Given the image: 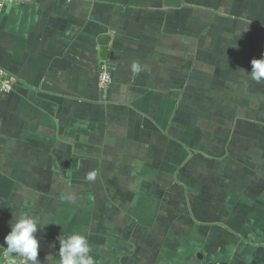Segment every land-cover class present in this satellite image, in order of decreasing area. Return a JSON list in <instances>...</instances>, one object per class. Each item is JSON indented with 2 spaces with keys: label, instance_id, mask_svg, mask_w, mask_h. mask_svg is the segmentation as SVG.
I'll use <instances>...</instances> for the list:
<instances>
[{
  "label": "crops",
  "instance_id": "0c3cea01",
  "mask_svg": "<svg viewBox=\"0 0 264 264\" xmlns=\"http://www.w3.org/2000/svg\"><path fill=\"white\" fill-rule=\"evenodd\" d=\"M194 1L23 0L0 7V69L16 82L13 90H0V244L9 223L26 211L42 227L48 224L37 232L42 264H47V254L58 252L57 237L73 232L87 237L95 264L105 263L106 253L109 264H264V193L254 195L252 203H241L239 196L229 202L227 197L246 185L224 191L219 176L208 171L189 185L181 178L185 170L172 168L174 164L170 170L160 167L175 156L171 149L189 151L194 164L199 147L207 154L214 143L220 153L235 145L186 137L198 115L225 111L211 100L202 105L203 97L264 100V80L256 82L248 74L251 60L264 55V26H252L248 42L243 25L236 44L228 43V53L235 57L221 61L214 58L213 48L203 46L200 38L210 27L209 17H198L197 9L187 6ZM103 33L111 36L107 64L113 83L99 90L98 36ZM197 59L208 70H197ZM230 66L232 73H225ZM222 74L224 84L213 86ZM185 75L193 90L198 76L212 86L202 84V111L194 103L180 112L175 91L185 89ZM231 79L234 85L225 81ZM260 114L259 108L252 112L255 119ZM206 118L200 123L206 124ZM238 151L241 161L258 160L250 146L247 154L243 148ZM190 172L188 178L193 177ZM92 173L94 178L88 179ZM129 176L138 183L129 206L137 218L128 221L135 237L129 238V230L120 238L126 248L134 242L120 260L110 242L102 250L96 229L118 222L116 213L109 209L106 215L101 203L117 200L116 183L130 185ZM257 179L261 191L264 176ZM245 191L255 194L250 186ZM89 195L91 200L85 201ZM2 252L0 264H5Z\"/></svg>",
  "mask_w": 264,
  "mask_h": 264
},
{
  "label": "rangeland",
  "instance_id": "374dc122",
  "mask_svg": "<svg viewBox=\"0 0 264 264\" xmlns=\"http://www.w3.org/2000/svg\"><path fill=\"white\" fill-rule=\"evenodd\" d=\"M254 5H257L256 8H254ZM187 6H192L194 7V9L196 8L198 17L202 16L203 14H208L209 17L211 16V13H209V11L216 10V16H214V22L215 20H217L218 16H220L221 25H223L224 27L231 26L235 28L233 34L236 35H237V31L241 30L243 25H246V22L247 24H252L255 27L264 26V0H195L194 2H191L190 5ZM251 33H252L251 29L245 33L246 36H249V38L247 39L248 42H251L250 41ZM218 34L219 33L216 32H214L213 35L207 34L204 40L207 41L208 39L206 37H210L209 35H211V37L214 36L218 38L220 37V35ZM202 43L204 44V42ZM217 44L220 47H222L223 45L224 49L228 48L227 51H230L232 49V47L227 42L218 41ZM224 55L225 58L223 59L225 61H232V58L235 57V54L234 56H232L228 52ZM232 71L233 69L230 66L228 71H225V73H232ZM197 81H199L198 89H197L198 91L188 87L190 82L188 79V75H185L183 77V81L181 84L185 86V89L184 88L176 89L175 91L176 101L178 103L182 104L190 99H191L190 102L192 101L200 102L202 100V92L200 91V89H202V84L206 83L208 79L202 80L200 78ZM225 81L229 82L230 85H234L233 79L225 80ZM191 82H192V77H191ZM207 85L209 86V82H207ZM208 86L205 88H209V87L212 88V86L209 87ZM190 89H192V91ZM215 92H217V88ZM211 95L212 94H208V97ZM218 95L220 96V94ZM218 95H215V98L212 97L209 98L214 104H216V102L220 103L221 107L225 111L227 109L224 108L223 105H226L228 107L229 112L224 111L221 113L222 115L221 117H223L225 120H221L220 119L221 117L215 118L214 114L212 113L213 117L209 118L207 122L203 121L204 123L210 125L208 126L207 129L212 132H208L203 127V125L202 126L200 125V120L198 119L199 122H197L195 129L190 133L187 132L186 137H188L190 134V140H192L193 138L194 139L193 141L204 142L206 139H208V136H210V141H229V142L231 141L230 144L235 143V145L231 149H228L225 152L220 153V149H218L217 145L214 143L212 145V151L210 152V147H211L210 146L209 149L206 151L207 154L202 153L201 150L202 147H199L196 149L197 160L193 161L194 164L192 163V160L194 159V155L189 154V151L183 152L181 151V149H177V148L171 149L174 151L175 156H171L170 159L167 160V164L166 165L161 164L160 167L161 169H164V167L167 166L165 168L170 170L168 167H171L174 164V167L172 168L176 167L179 170H185V173L184 175L183 174L181 175V178L182 180L189 181L188 183L189 185H193L195 176L203 175L204 172L208 171V172H213L215 173V175L219 176L217 179L218 181H221L222 186H224L223 188L224 191L225 189L228 190V188L232 190L233 187L236 188L239 185H244V186L246 185L244 189L247 190L249 189L250 186L251 191H254L255 194L249 193L248 191L245 190L243 191L241 190L239 193L233 191V193L229 195L227 199L229 202H233L236 199V197L239 196V200H241L240 201L241 203H252L254 199L257 200L256 197H254V195H256L259 192L264 193L262 191V189L264 188H262L261 191H259V187L256 186V184L261 182L260 179H257V176H260L261 178L264 176V167H261L264 164V114H260V119H255L254 116L252 115L253 110L256 108H259L260 113L264 112V100L256 99V103H255L252 97L245 96V98H243L238 104L240 111L239 113L237 112V110H235V104L238 102L237 99L230 98L231 95L227 94L226 97H228L229 99H226V102H224L225 99H221V97H219ZM240 103L244 104L245 109L244 108L242 109ZM254 120H258L260 121V123L258 124L255 123L254 125ZM184 121L185 120H183V122ZM238 122L243 123V125L242 127H240L241 133H237L238 135L235 136L233 134L234 133L233 130L236 128ZM191 123H195V122H191ZM170 133L167 132L164 133V135L166 134L168 138L173 140V138L171 137L172 133L171 134ZM233 140L237 142H234ZM108 141L113 142L114 137L113 138L110 137ZM239 141L244 142L247 148H244L242 146L240 147ZM248 146H250L251 154L259 157L258 160H250L249 165L246 166L243 164L244 161L243 162L240 161V157L238 155L241 156V154L239 153L238 150L239 148H243V151L246 152L248 151ZM236 153L238 154L237 156ZM256 153H259L260 155ZM103 158H107V157L103 156ZM211 160H214L215 163H212L210 165L209 161ZM212 166L214 168H212ZM126 167H128V165H126ZM189 170L191 171L189 175L190 176L193 175V177L188 178ZM129 177L126 178V180L130 182L129 183L130 185L128 184L120 185L119 183H116V185H118L120 189L118 188L117 190L118 193H116L117 200H114V198L111 199V203H112L111 205H108V201L102 198V201L104 200L103 201L104 203H101V208H103L106 211L105 213L106 215L108 214L109 209L112 210L111 212H115L116 216H118V222L114 221L113 222L114 226L112 224L108 225L107 223H105L96 229L102 238V241H100L102 250L104 251L108 250L107 245L111 243L109 246L110 249L112 248L113 250L117 251L118 254L120 253V260L124 259L123 257L125 255L124 250H127L129 247L132 246V244H134V242L131 241L128 244L129 245L128 248H126L125 243L120 241V238H123L124 233L128 232L132 228V223L128 221L137 218L135 217L136 210L135 209L132 210L131 207L129 206L134 202L131 199L130 195L131 194L134 195L135 193L134 188L138 186V183L137 180L133 181V177L130 178ZM183 177H185L186 179H184ZM107 180L108 179H104L103 183L105 182L107 183L108 182ZM198 180L203 181V178L200 179L198 178ZM179 182H181L180 179ZM240 182H243V184ZM183 185L189 187L187 183H184ZM111 196L113 197V195ZM91 198L92 197L89 195V198H86L85 201L89 199L91 200ZM262 203L264 204V202ZM197 204H200V202L198 201ZM243 207L248 208L245 204L243 205ZM122 208H126L132 211L128 212L126 211V209L123 210ZM248 213H252V210L250 209ZM254 213H256V209H254ZM89 233L92 234L95 233V231H89ZM110 233H112L113 237ZM129 234H130L129 238H132V240H134L133 239V237H135L134 232L130 230ZM160 241H164V238L160 239ZM261 242L263 241L261 240ZM103 256L104 257L102 261L105 262L103 264H109L111 260L107 257V253Z\"/></svg>",
  "mask_w": 264,
  "mask_h": 264
},
{
  "label": "clouds",
  "instance_id": "9594fccd",
  "mask_svg": "<svg viewBox=\"0 0 264 264\" xmlns=\"http://www.w3.org/2000/svg\"><path fill=\"white\" fill-rule=\"evenodd\" d=\"M246 30L245 28L244 31ZM248 74L256 82L264 80V55L251 60V72ZM93 178L94 173L89 174L88 179ZM46 225L48 224L44 226ZM44 226L42 227L39 220L28 212L18 213L14 221L9 223L10 231L4 236V243L0 244L5 264H42L38 259L40 238L37 232L38 227L43 231ZM57 239L58 252L45 256L44 261L47 264H95L85 235L73 232L63 237L59 235Z\"/></svg>",
  "mask_w": 264,
  "mask_h": 264
},
{
  "label": "trees",
  "instance_id": "16d2710c",
  "mask_svg": "<svg viewBox=\"0 0 264 264\" xmlns=\"http://www.w3.org/2000/svg\"><path fill=\"white\" fill-rule=\"evenodd\" d=\"M196 9V8H195ZM209 13H211V16H209V29L205 32V35L204 36H202L200 39H202V41L204 42V44H203V46H206V47H208V48H213V56H214V58H216V59H221V61H223L224 59L223 58H225V55L224 54H226L227 52H229V51H225V49H224V47H223V45H222V47H220L218 44H217V42L218 41H220V42H227V43H229V44H236V41H237V38L235 37V36H237L236 34H233V35H227V33L228 32H234L235 31V28H230V27H224L223 25H221V20H220V16H218V18H217V20H215V22H214V16H216V10H212V11H209ZM218 25H219V27H218ZM216 26V28L214 29V27ZM245 26V28H247L248 30H250L251 28H252V24H247V22H246V25H244ZM214 29V30H213ZM214 32H216V33H219L218 35H220V37H214V36H212L211 37V35H213V33ZM201 34H204V31L203 32H201ZM207 34H211V35H209L210 37H206L208 40L206 41V40H204V38H205V36L207 35ZM250 34V33H249ZM199 38H198V40H200ZM198 46V45H197ZM231 46V45H230ZM198 49V53H199V47L197 48ZM232 56H234L233 55V53H230ZM106 61V60H105ZM193 62H195V61H193ZM201 64H206V62L205 63H202L199 59H197L196 60V62H195V65H194V67H196V69L197 70H208L207 69V66H205V67H200V65ZM209 64V63H208ZM101 65H102V61H101V64L99 65V70H100V67H101ZM218 69H219V67H218ZM219 71V70H218ZM99 73V72H98ZM224 74H222V76H218L217 77V80H215L214 81V86H217V85H219V84H221L222 83V81L224 80V76H223ZM200 78H199V76H198V79L197 80H199ZM212 79V78H211ZM199 81H197V84H199L198 83ZM196 83V82H195ZM112 85V84H111ZM110 85V86H111ZM97 86H98V80H97ZM109 86V87H110ZM99 88V87H98ZM99 90H100V88H99ZM101 90H104V89H101ZM203 101H202V105H204V104H207L208 103V100H210V98L209 97H203ZM191 100V99H190ZM190 100H187L186 102H184V103H182V104H180L179 105V108H181V110H180V112H182V110L183 109H185L184 107L186 106H192L194 103H196V105L198 106L197 108H199V110L200 111H202L203 109H202V107H200L199 106V102H197V101H192V102H190ZM241 100H239L238 102H240ZM216 104L217 105H219V106H221L220 105V103H217L216 102ZM224 111V110H223ZM179 114V113H178ZM214 114V117L215 118H218V117H221L222 115L221 114H218V113H213ZM213 114H207V115H198V117H199V119H201V118H204V117H207L206 118V120H208L209 118H211V117H213ZM181 115V114H180ZM184 116V115H183ZM197 122H199L198 120H197ZM243 123H240V122H238L237 123V125H236V128L233 130L234 131V135L236 136V135H238L237 133H240L241 132V130L239 129L240 127L238 126V125H242ZM258 124V123H257ZM200 125L202 126H205L206 128L208 127V126H210L209 124H202V123H200ZM204 127V128H205ZM230 127V126H229ZM208 132H212V131H208ZM205 141H210V136L208 137V139H206ZM233 141H235V140H233ZM245 154H247V151H246V153ZM250 160H252V159H250ZM241 161V160H240ZM243 162V161H242ZM249 162L250 161H248V160H245L244 162H243V164L244 165H249ZM261 167H264V164L261 166Z\"/></svg>",
  "mask_w": 264,
  "mask_h": 264
},
{
  "label": "built area",
  "instance_id": "2783aa9c",
  "mask_svg": "<svg viewBox=\"0 0 264 264\" xmlns=\"http://www.w3.org/2000/svg\"><path fill=\"white\" fill-rule=\"evenodd\" d=\"M23 0H0V7H4L5 2L13 3ZM15 81L5 70L0 69V90L9 92L14 89ZM113 83L112 72L105 60L102 61V65L98 74V87L100 89H107ZM219 264V263H213Z\"/></svg>",
  "mask_w": 264,
  "mask_h": 264
},
{
  "label": "water",
  "instance_id": "95a60500",
  "mask_svg": "<svg viewBox=\"0 0 264 264\" xmlns=\"http://www.w3.org/2000/svg\"><path fill=\"white\" fill-rule=\"evenodd\" d=\"M110 39H111V36L109 34L103 33L98 36V42L101 45L100 56L103 60H108L109 58L108 45H109ZM207 264H213V262H209ZM222 264H225V263H222Z\"/></svg>",
  "mask_w": 264,
  "mask_h": 264
}]
</instances>
